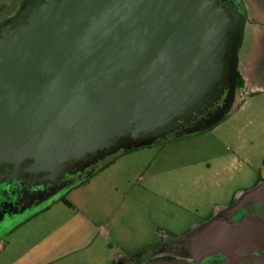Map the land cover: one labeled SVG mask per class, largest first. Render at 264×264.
Wrapping results in <instances>:
<instances>
[{
    "label": "water",
    "instance_id": "1",
    "mask_svg": "<svg viewBox=\"0 0 264 264\" xmlns=\"http://www.w3.org/2000/svg\"><path fill=\"white\" fill-rule=\"evenodd\" d=\"M231 27L219 0H35L0 30V167L56 183L173 132L230 78ZM235 235L216 220L193 250Z\"/></svg>",
    "mask_w": 264,
    "mask_h": 264
},
{
    "label": "rangeland",
    "instance_id": "2",
    "mask_svg": "<svg viewBox=\"0 0 264 264\" xmlns=\"http://www.w3.org/2000/svg\"><path fill=\"white\" fill-rule=\"evenodd\" d=\"M242 1L249 17L238 71L247 75L249 87L231 115L211 130L121 155L92 182L104 187L109 244L119 259L126 257L124 250L137 261L141 252L153 255L156 245L170 242V234L181 236L204 224L264 173V11L261 0ZM113 196L120 200L114 208ZM118 243L124 249H117Z\"/></svg>",
    "mask_w": 264,
    "mask_h": 264
},
{
    "label": "flooded vegetation",
    "instance_id": "3",
    "mask_svg": "<svg viewBox=\"0 0 264 264\" xmlns=\"http://www.w3.org/2000/svg\"><path fill=\"white\" fill-rule=\"evenodd\" d=\"M34 1L2 0L0 30L4 25L13 22L19 13ZM219 1L223 2L232 18L229 35L233 47L228 54L232 66L231 75L227 82H222L216 87L215 93L212 95L216 99L212 104L202 106L199 111L193 112L192 115L183 120H178L173 132L150 140L146 146L129 149L135 143L130 140L131 144L123 145L114 154L104 157L83 172L67 175L63 180L56 183L47 181L45 174L42 173L19 172L12 165L0 167V249L5 246L7 239L16 230L48 210L53 204L60 202L73 188L86 180L93 170L110 157L126 152L130 153L141 148L162 146L172 140L211 130L218 127L231 115L233 106L245 87L244 83L243 86L240 84L238 63L242 35L247 25L246 18L249 15L242 0ZM261 3L264 11V0H261ZM252 23L256 24L255 22ZM263 183L264 173L257 177L253 188L240 190L227 208L219 209L220 211L209 215L204 222V226H206L202 228L203 230L217 218L230 224L233 233L236 234L235 237H237L235 244L231 245L230 248H225L223 252H215L216 250L213 248L209 254L206 252L209 245L207 246L206 242H203L202 247L205 244V248H207L196 254L191 238L185 237L181 240L172 237L170 242L156 245L153 255L145 257V254L141 252L140 261H137L136 258L134 264H264V206L257 202H245L244 199L247 193L254 191Z\"/></svg>",
    "mask_w": 264,
    "mask_h": 264
},
{
    "label": "crops",
    "instance_id": "4",
    "mask_svg": "<svg viewBox=\"0 0 264 264\" xmlns=\"http://www.w3.org/2000/svg\"><path fill=\"white\" fill-rule=\"evenodd\" d=\"M241 76L244 89H247V75ZM256 87L253 85L252 88ZM99 174L88 183L79 185L75 195L71 193L73 198L69 201L72 207L61 201L55 203L16 230L0 250V264H130V261L134 264L136 256L130 254L132 252L124 250V256L128 258L119 259V253L110 248V216L104 210L106 198L101 197L104 187L99 184L92 186ZM109 203L114 208L120 200L113 196ZM216 220L221 219L217 218L209 225ZM205 226L194 227L181 236L170 234V237L181 240L189 237L192 240L200 236ZM116 245L117 249H124L119 243ZM151 249H146V252Z\"/></svg>",
    "mask_w": 264,
    "mask_h": 264
},
{
    "label": "trees",
    "instance_id": "5",
    "mask_svg": "<svg viewBox=\"0 0 264 264\" xmlns=\"http://www.w3.org/2000/svg\"><path fill=\"white\" fill-rule=\"evenodd\" d=\"M239 78H240V84H241V86H243L244 81H243V79H242L241 74H239ZM128 153H129V152L122 153V154H120V155H115V156H113V157H110L106 162H104V163H103L102 165H100L98 168H96L95 170H93L92 173H91V175H89V177H88L86 180L82 181L79 185H83V184L88 183V182L91 180V178L94 177L96 174H98L99 172H102V171L106 170L107 168H109L110 166H112V165L115 163V161H116V159H117L118 157H120L121 155L128 154ZM79 185H78V186H79ZM61 202L65 203L67 206L72 207V204L70 203V201H69L66 197L63 198V199L61 200Z\"/></svg>",
    "mask_w": 264,
    "mask_h": 264
},
{
    "label": "bare ground",
    "instance_id": "6",
    "mask_svg": "<svg viewBox=\"0 0 264 264\" xmlns=\"http://www.w3.org/2000/svg\"><path fill=\"white\" fill-rule=\"evenodd\" d=\"M261 225V224H260ZM264 225V224H263ZM261 227V226H260ZM260 227H259V229H260ZM261 230V229H260ZM262 231H263V228H262Z\"/></svg>",
    "mask_w": 264,
    "mask_h": 264
}]
</instances>
